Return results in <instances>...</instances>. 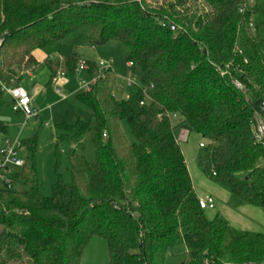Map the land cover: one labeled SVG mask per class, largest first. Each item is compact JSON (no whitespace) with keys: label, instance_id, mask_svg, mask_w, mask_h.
I'll list each match as a JSON object with an SVG mask.
<instances>
[{"label":"trees","instance_id":"16d2710c","mask_svg":"<svg viewBox=\"0 0 264 264\" xmlns=\"http://www.w3.org/2000/svg\"><path fill=\"white\" fill-rule=\"evenodd\" d=\"M251 1L0 0L2 83L21 85L40 66L36 50L84 29L90 45L124 47L136 82L118 101L112 67L85 62L96 81L77 101L89 121L59 127L72 181L59 173L51 197L42 194L36 140L22 142L23 167L0 180V264H81L94 239L106 242L108 264H166L180 241L181 264H264V234L237 235L201 209L175 134L186 126L199 135L203 174L264 212V146L254 136L264 118V0ZM80 62L76 52L46 60L50 85L61 66L75 77ZM5 95L0 86V102Z\"/></svg>","mask_w":264,"mask_h":264},{"label":"rangeland","instance_id":"374dc122","mask_svg":"<svg viewBox=\"0 0 264 264\" xmlns=\"http://www.w3.org/2000/svg\"><path fill=\"white\" fill-rule=\"evenodd\" d=\"M251 2V0H248L249 4ZM88 36L89 30L84 29L74 35L68 36L62 44H55L34 52L40 66L35 70L33 77L26 78L21 86L32 96L36 95L33 108L41 112L38 119L26 121L24 116L16 115L12 109L10 97L7 94L0 102V151L5 148L8 142L15 144L17 141L22 143L30 139L36 140L37 173L39 181L42 184V194L45 197L52 196V190L58 181L59 173H61L65 183L70 184L72 181L68 158L71 145L68 141L60 139L61 131L59 127L63 124L74 125L79 119L89 121V112L79 104L77 96L83 92L82 87L90 85L93 80L87 71H79L75 77H72L63 86L62 96L67 98L63 100L61 96L56 94L53 88H50L52 76L45 61L58 58L55 60L62 62L66 57L76 52L83 62L99 64L101 61H104L112 67L118 75V82L114 90L118 101L126 99L135 89L128 87L126 83L128 80H132V73L124 60V47L117 42H110L105 46L96 47L88 44ZM62 72H64L63 66L59 69L58 74ZM122 129L129 142L133 143L135 140L126 122L122 124ZM181 132L188 133V141L186 143L181 142V146L183 149L186 147L187 153L191 152L196 160L203 153V150L199 146L200 142H202L201 137L185 126L176 130L175 134L177 138L178 136L180 137ZM57 143L60 158L56 155ZM85 143L86 158L89 163H94L96 158L95 148L90 136H87ZM22 155L24 158V153ZM191 169H195L197 173L202 175L197 163L192 165ZM196 181L197 184L198 180ZM197 186L200 190L203 189L199 184ZM231 196L232 198L228 199V201L221 199L223 201L222 204L226 207L229 205L237 208L241 202L233 195ZM214 211L207 210L206 213L209 215ZM187 257V247L180 241L169 251L166 264H181L186 261ZM81 264H108V247L106 242L100 239L92 240L84 251Z\"/></svg>","mask_w":264,"mask_h":264},{"label":"built area","instance_id":"2783aa9c","mask_svg":"<svg viewBox=\"0 0 264 264\" xmlns=\"http://www.w3.org/2000/svg\"><path fill=\"white\" fill-rule=\"evenodd\" d=\"M101 70H106L110 66L104 61H101L99 64ZM132 64H128V67H131ZM0 68H1V58H0ZM78 70L87 71L88 65L85 62H80L78 65ZM77 70V71H78ZM219 75L222 78H226L230 76L229 67L225 69H218ZM96 79H93L94 83ZM68 82L65 74L59 73L53 80V89L56 94L61 96L63 100L67 98L62 96L63 94V86ZM128 87L135 86V79L126 81ZM0 86L4 90V92L12 98V109L14 113L21 114L25 117L26 121L31 119H38L40 117V111L33 109L32 106V98L28 94V92L21 86L9 87L8 85L2 83L1 75H0ZM236 87L240 90H243V85L241 83H236ZM90 89V85H86L82 87L83 91H88ZM254 136L256 141L264 146V118L261 116L256 117L255 127H254ZM188 139V133H180L179 140L182 142H186ZM22 143L17 141L15 144H11L10 142L6 143V146L3 150L0 151V180L5 181L6 178L2 174V172H13L16 169H20L24 165V159L22 157ZM199 205L202 210H214L215 209V199L213 196L207 194L199 199Z\"/></svg>","mask_w":264,"mask_h":264},{"label":"crops","instance_id":"0c3cea01","mask_svg":"<svg viewBox=\"0 0 264 264\" xmlns=\"http://www.w3.org/2000/svg\"><path fill=\"white\" fill-rule=\"evenodd\" d=\"M34 57H35V53H34ZM55 59H58V58H52L50 60H55ZM33 75H34V73L31 75V77H33ZM31 77H29V78H31ZM50 88L52 89L53 87L50 86ZM29 95L32 98V106H34L36 95H34V96H32L31 94H29ZM10 102L12 105V103H13L12 98H10ZM33 109H35V108H33ZM16 115H21V114H16ZM40 115H41V112H40ZM177 139L180 143L182 142L179 140V136ZM183 143H186V142H183ZM182 149H183V147H182ZM183 153H184L185 159L187 161L188 169H189V172L191 174L197 196L199 198H201V197L209 194V195L213 196V198L215 199V209L216 210L214 209L215 211L213 210L214 212L209 214L208 218L212 219L216 215L221 216L225 221H227L229 223V225L231 226V228L233 229V231L237 235H242V234H246V233H262V234H264V212L258 208L251 207L248 205H244L243 203H240V205H238L237 208H235L233 206H229V205H228V207L224 206L222 204L223 201L221 199H224V200L226 199L228 201V199L232 198V196H231L232 194L228 190H226L225 188L220 187V186L216 185L215 183H213L212 181H210L203 174V172L200 170V168H199L200 173H202L203 177L207 180H205L202 177V175L197 173V171L195 169H191V166L194 165L195 163H197V165H198V159L200 156H198L195 160L194 156H192L191 152L187 153L186 147H185V149H183ZM196 180H198L197 184H199V186L202 187L203 188L202 190H204V191L200 190V188L197 186ZM226 191H228V192H226Z\"/></svg>","mask_w":264,"mask_h":264}]
</instances>
